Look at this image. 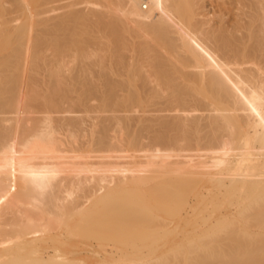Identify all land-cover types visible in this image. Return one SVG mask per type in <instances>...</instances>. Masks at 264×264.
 <instances>
[{
	"label": "bare ground",
	"instance_id": "bare-ground-1",
	"mask_svg": "<svg viewBox=\"0 0 264 264\" xmlns=\"http://www.w3.org/2000/svg\"><path fill=\"white\" fill-rule=\"evenodd\" d=\"M0 0V264H264V0Z\"/></svg>",
	"mask_w": 264,
	"mask_h": 264
},
{
	"label": "rangeland",
	"instance_id": "rangeland-1",
	"mask_svg": "<svg viewBox=\"0 0 264 264\" xmlns=\"http://www.w3.org/2000/svg\"><path fill=\"white\" fill-rule=\"evenodd\" d=\"M142 7L144 8V9H148L149 7H148V3L144 0V2H143V4H142Z\"/></svg>",
	"mask_w": 264,
	"mask_h": 264
}]
</instances>
